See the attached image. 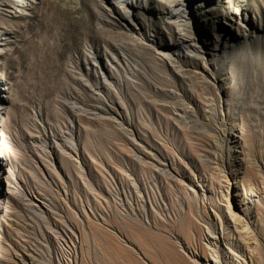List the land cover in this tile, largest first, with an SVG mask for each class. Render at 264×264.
Instances as JSON below:
<instances>
[{
    "label": "rangeland",
    "instance_id": "rangeland-1",
    "mask_svg": "<svg viewBox=\"0 0 264 264\" xmlns=\"http://www.w3.org/2000/svg\"><path fill=\"white\" fill-rule=\"evenodd\" d=\"M121 2L0 0L1 264L210 257L208 228L236 241L227 179L264 241V0Z\"/></svg>",
    "mask_w": 264,
    "mask_h": 264
},
{
    "label": "bare ground",
    "instance_id": "bare-ground-1",
    "mask_svg": "<svg viewBox=\"0 0 264 264\" xmlns=\"http://www.w3.org/2000/svg\"><path fill=\"white\" fill-rule=\"evenodd\" d=\"M122 1L123 3L122 2L121 3L123 5L130 4V0H122ZM1 44L2 43L0 42V46ZM171 50H166L168 52L163 53V56L170 57L171 62L179 66L180 62L178 59L176 61L173 58V54H171L172 52ZM6 110H8L6 106V102H0V113ZM101 110L102 112L106 113L105 108ZM85 112H91V110L86 109ZM227 134L228 132L226 131L224 135H227ZM234 137L237 138V139H234L233 141L234 142L233 148L235 149L234 158L237 162H240L239 152H238V149L240 147L239 145L241 144L240 138L238 134H235ZM3 139H4V136L0 135V150H1V145H3V141H2ZM71 151L72 153H75V150L72 149ZM1 157H2V160H1L2 162H0V218H1L2 213L5 212L6 210L5 208H7V204L5 203L6 201L3 202L1 200V197H3L4 194H9L11 196H13V194L17 195V187H12L11 184H6L7 190L6 188H4L6 186L4 183V180H5L4 178H6L5 172L9 168L10 161H9V158H7L5 155L0 156V158ZM238 164L241 165V163H238ZM3 166L7 169H5ZM223 172L225 173V176H226V171L224 170ZM227 180H228L227 181L228 184L226 186L227 203H228L227 211L229 213V217H230L229 219H231V221L233 222L232 227L234 229L235 236H236L235 245L234 246L229 245L228 248L230 249L227 250V248L223 246L221 235H218L215 231L209 230L208 228V231H207L208 233L207 232L206 234L204 233V240H206L207 244L203 247V249H202V245H200V247L202 250H204V252L209 253L210 257H205V255H201L200 251H197V249L193 246L188 247V248H186L185 246H181V249H183L188 255V259L190 260L191 264H254L255 259L257 260L258 256L262 258L264 257V241L260 236L259 228L254 220L253 211L251 209V206L248 205L249 194L244 193V196H243V202H244L243 205H245V208L236 207L235 209H233L232 204L229 200L233 187L231 186L229 179ZM18 191H19V188H18ZM21 198L22 199L21 201H19V203L23 211H25L26 213H30L33 210V208L34 209L36 208V210L37 209L38 210L42 209V211L45 210V207L43 206L44 203L42 201L43 200L42 197L26 194ZM0 249H1V245H0Z\"/></svg>",
    "mask_w": 264,
    "mask_h": 264
}]
</instances>
